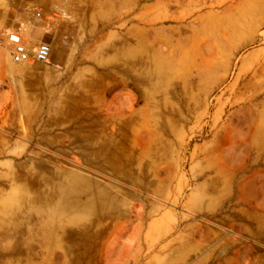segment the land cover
<instances>
[{
	"label": "rangeland",
	"instance_id": "1",
	"mask_svg": "<svg viewBox=\"0 0 264 264\" xmlns=\"http://www.w3.org/2000/svg\"><path fill=\"white\" fill-rule=\"evenodd\" d=\"M104 2L111 27L102 22L89 47L112 58L119 83L93 97L117 118L111 131L127 119L133 133L101 143L100 157L98 144L76 141V127L53 125L52 147L39 128L31 164L25 153L0 158V264H78L80 251V264L116 262L118 248L103 244L133 222L162 210L186 220L200 185L219 191L228 177L233 192L264 168V0ZM48 97L54 109L67 100ZM23 164L36 175L13 173ZM154 254L134 264H156Z\"/></svg>",
	"mask_w": 264,
	"mask_h": 264
},
{
	"label": "crops",
	"instance_id": "2",
	"mask_svg": "<svg viewBox=\"0 0 264 264\" xmlns=\"http://www.w3.org/2000/svg\"><path fill=\"white\" fill-rule=\"evenodd\" d=\"M109 14L108 2L102 0H0V34H20L30 52L42 43L51 47L48 64L20 65L0 48V142H7L0 146L1 159L12 161L25 153L31 164L38 152L30 145L36 147L39 128L40 143L52 147L47 132L53 125L76 127V141L98 144L93 152L100 157L105 156L101 143L128 141L132 121L121 119L122 129L111 131L118 126L117 118L102 116L93 97L119 83L112 58L101 60L89 47L102 39V22H107L105 30L111 27ZM131 72L124 74L121 84H128ZM53 95L67 100L54 109L48 97ZM24 164L14 166L13 173L21 168L36 175L35 166L26 170ZM227 179L221 178L219 191L206 185L196 188L190 202L194 212L184 214L186 220L162 210L153 221L140 218L128 234L119 232L105 241L104 248L116 247L120 255L110 264H134L154 252L156 264H264V168L237 178L233 192L226 191ZM218 210L220 215L210 214ZM95 235L93 242L97 239L100 245ZM84 253L79 252L78 264Z\"/></svg>",
	"mask_w": 264,
	"mask_h": 264
},
{
	"label": "built area",
	"instance_id": "3",
	"mask_svg": "<svg viewBox=\"0 0 264 264\" xmlns=\"http://www.w3.org/2000/svg\"><path fill=\"white\" fill-rule=\"evenodd\" d=\"M0 48L5 50L12 63L17 65L32 61L48 64L51 55V47L44 43L40 44L34 52H30L18 33L0 34Z\"/></svg>",
	"mask_w": 264,
	"mask_h": 264
}]
</instances>
